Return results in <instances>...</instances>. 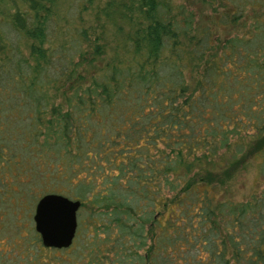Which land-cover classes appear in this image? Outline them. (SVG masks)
I'll use <instances>...</instances> for the list:
<instances>
[{"label":"trees","instance_id":"1","mask_svg":"<svg viewBox=\"0 0 264 264\" xmlns=\"http://www.w3.org/2000/svg\"><path fill=\"white\" fill-rule=\"evenodd\" d=\"M201 6L209 7L210 13L202 16ZM2 24L16 40L10 47L0 28V70H12L10 78L15 80L11 51L18 53L25 72L16 82L43 100L32 116L37 126L31 123L30 133H52L56 143L55 137L63 138L60 124L66 115L77 142L59 141L58 151L68 160L77 157L79 163L84 150L93 153L92 180L101 185L96 198L123 179L148 181L153 212L147 224L150 249L165 250L164 241L179 233L181 218L205 209L202 199L211 206L206 209L210 228L220 231L223 216L228 217L222 236L231 235L244 215L257 212L255 193L218 202L208 190L224 185L243 157L264 153V0H0ZM161 68L172 73L169 79L151 80ZM89 85L94 86L86 95H78ZM196 89L212 98L206 109L212 118L193 116L191 108L189 126L197 128H187L185 116L179 122L178 115L171 114L172 122L166 121L177 99ZM87 101L92 105L85 106ZM100 104L104 108H97ZM223 105L232 110L213 122L216 112L225 110ZM88 118L100 127L106 121L105 135L101 128L97 136L92 133V152L86 139L78 142L86 135ZM232 122L254 128L255 133L245 143L243 157L220 164L214 155L226 146ZM108 137L114 138L111 148ZM102 161L108 163V171ZM27 164L29 170L33 165L43 168L36 161ZM25 168V163L7 164L0 170V264H51L58 259L54 252L62 249L42 245L32 214L43 194H63L46 188L35 170L24 176ZM133 213L135 217H116L115 229L123 240L143 238L135 230L140 226L136 217L143 220V205ZM176 239L184 241V235ZM258 239L259 234L251 240L252 253L261 258L255 264H264V243ZM118 244L121 262L129 264L133 258L126 254L131 248ZM231 245L230 258L237 250L234 241ZM148 259L138 257V264H148Z\"/></svg>","mask_w":264,"mask_h":264},{"label":"rangeland","instance_id":"2","mask_svg":"<svg viewBox=\"0 0 264 264\" xmlns=\"http://www.w3.org/2000/svg\"><path fill=\"white\" fill-rule=\"evenodd\" d=\"M201 7H203L202 16L210 13L209 7ZM215 9L217 8L215 7ZM0 28L3 37L9 42L10 47H12L15 43L16 35L6 25L2 24ZM11 62L16 75L15 80L10 78L12 76V70L11 72L9 70H0V125L6 126V129L3 127L4 129L0 132V170L7 164L20 165L25 163L24 176L28 177L29 172L35 170L36 175L42 176L41 180L44 182L46 188L53 189L57 192L62 191L61 193L63 195L83 202V205H79L75 211V232L71 245L54 252L58 256V259L51 264H123L121 262L123 259L121 254L123 253L120 252L122 250L118 244L119 241L126 243L131 248V251L126 254L128 259L130 255L133 258L129 264H138V257L144 258L145 260L149 258L148 264L261 263V258L256 257L252 253V245L255 242L251 243V240H256L257 234H259V242L261 244L264 243V153L263 155L243 157V153H245L244 145L254 135V128L240 124L239 122H235L234 124L232 122L231 126L228 125V138L225 139L226 146H221L217 150L214 155L215 160L223 164L228 159L243 157V164L238 165L234 169L224 185L208 191L210 193L209 195L214 194V198L218 202L222 199L224 200V198L229 200H243L250 194L255 193L258 201L257 205L259 204L257 206V212L252 215H244L240 219L239 224L234 228L231 227L233 230L231 235L222 236L221 231L227 228L226 218L228 217L223 216V223L218 227L220 231L217 232L210 228L209 222L211 217L207 214L206 209L211 206L208 205L206 199H202L205 204V209H201V211H198L197 214H193L191 217L186 216L181 218L178 228L179 233L176 234L175 238L164 241L166 245L165 250L154 251L150 249L149 242L152 232L149 233V237L147 236L149 226L147 224L153 214L150 203L151 198L146 186L149 182L145 180L142 182L141 179H134L129 182L127 179H123L122 182L118 181V183L116 182L117 184L111 185L112 187L107 194H102L96 198V195H98L97 190L101 185H97L98 182L96 184L94 182L95 179L92 180L93 175L91 172L93 169L91 160L93 153L87 155V152L84 150L82 154L85 157L82 156L84 159L81 157L82 160H80V163H83L81 166L77 157H71L68 160L64 156L62 157V151H58L57 143L59 141L64 145L65 141L67 142L69 140L71 142H77L71 133L73 131H70V123L66 115H63V118L61 117L60 124L63 134L62 140L64 142L55 137L57 142L54 143V135L52 133L41 136L36 129L32 134L30 133V124L35 123L37 126V122L32 116L34 114L36 115V112L42 108L43 100L38 94L29 91L18 83L20 79L18 76H22L25 72L24 62L18 53L11 51ZM159 72L158 76L153 77L151 80H161V78L162 80H166L169 79L167 76L172 75L165 68H161ZM124 74L126 73H121V75ZM143 84L148 86L146 82H143ZM93 86L89 85L85 87L82 91L78 92V95H86V91L92 89ZM95 89H97V86ZM72 99L75 103L80 104L76 97H72ZM210 100L205 93L196 89L193 93L177 99L176 106L168 111L166 121L172 122L171 114L178 115L179 122L182 120L181 116L183 118L185 116L187 122L189 118L201 114H206L212 118V113L209 114L206 112ZM185 101L187 102V106L183 105ZM258 101H260V98H258ZM93 102L95 101L93 100ZM90 105L92 104L89 101L85 104V106ZM97 108H104V106L100 104ZM191 108L194 110L191 112L193 114L192 117L189 116ZM221 108H225V110L221 113L217 111V118L212 119L213 122L218 118L221 121L225 117L222 114L224 112L229 114V111L232 110L230 106L225 105L221 106ZM179 109H183L181 113ZM61 113L64 114L65 111H61ZM70 113L73 114L72 111ZM101 124L104 126L100 127L98 123L94 122L92 125L91 118H88L86 135H80L82 138L78 142H81L83 138L86 139L87 150L91 152L92 133L97 136L99 134L98 130L101 128L102 135H105L106 121H103ZM187 128L191 130L195 129L189 126V122ZM187 128L186 130H188ZM112 140L114 138L109 139L107 148H111ZM78 147L80 148L81 146ZM158 147L162 152H168V148L162 144H158ZM68 148L73 150L70 145H68ZM99 152L102 151L99 150ZM106 154L109 155V159L111 160L110 151ZM33 161L43 165V168H36L33 165L31 166L32 170H29L30 166H27V163L30 164ZM100 163L103 165L102 168L104 171H108V163L103 161ZM218 202L214 204L217 205ZM137 205H143L144 216H141L143 220L136 217L140 226L138 229L135 228V230L138 237L143 235V238L140 237L138 240L135 239L133 241L123 240L118 230L115 229V220H119L116 217L120 216V213L123 217H126V214L127 216H134L133 210H137ZM218 207V210L223 211V206L219 205ZM133 219H129V221H133ZM123 223L131 225L128 221H124ZM132 225L134 226L135 223H132ZM232 234H234L233 237ZM180 235L181 237L184 235V241L176 239ZM233 241L237 244V250L234 252V255L232 254V258H230V253L233 251L230 243L232 244Z\"/></svg>","mask_w":264,"mask_h":264},{"label":"water","instance_id":"3","mask_svg":"<svg viewBox=\"0 0 264 264\" xmlns=\"http://www.w3.org/2000/svg\"><path fill=\"white\" fill-rule=\"evenodd\" d=\"M78 200L46 193L40 196L33 209V229L44 247L56 249L69 246L75 229Z\"/></svg>","mask_w":264,"mask_h":264},{"label":"flooded vegetation","instance_id":"4","mask_svg":"<svg viewBox=\"0 0 264 264\" xmlns=\"http://www.w3.org/2000/svg\"><path fill=\"white\" fill-rule=\"evenodd\" d=\"M60 195V194H59ZM63 196V195H62ZM65 197V196H64ZM68 199H72L71 197L70 198H68ZM72 200H75V199H72ZM75 232V231H74ZM73 238H74V236L72 237V240H71V242H70V244H69V246L71 245V243H72V241H73ZM69 246H67V247H69ZM66 247V248H67ZM56 249V248H55ZM60 249H64V248H60Z\"/></svg>","mask_w":264,"mask_h":264}]
</instances>
